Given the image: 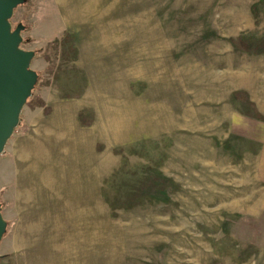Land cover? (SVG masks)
<instances>
[{
    "label": "rangeland",
    "instance_id": "obj_1",
    "mask_svg": "<svg viewBox=\"0 0 264 264\" xmlns=\"http://www.w3.org/2000/svg\"><path fill=\"white\" fill-rule=\"evenodd\" d=\"M9 23L37 78L0 264H264V0H18Z\"/></svg>",
    "mask_w": 264,
    "mask_h": 264
},
{
    "label": "water",
    "instance_id": "obj_2",
    "mask_svg": "<svg viewBox=\"0 0 264 264\" xmlns=\"http://www.w3.org/2000/svg\"><path fill=\"white\" fill-rule=\"evenodd\" d=\"M18 0H0V154L19 123L20 114L36 82L28 69L32 52L21 50L19 29L11 32L9 18ZM5 222L0 215V239Z\"/></svg>",
    "mask_w": 264,
    "mask_h": 264
},
{
    "label": "trees",
    "instance_id": "obj_3",
    "mask_svg": "<svg viewBox=\"0 0 264 264\" xmlns=\"http://www.w3.org/2000/svg\"><path fill=\"white\" fill-rule=\"evenodd\" d=\"M245 37H238L236 40H234L235 42V46L242 50V51H247V52H250V51H253L255 49V47H258V44L255 42L256 40L254 39H250V40H247V39H244ZM254 41V42H253ZM36 93L35 91L32 92V96H34ZM17 129V128H15Z\"/></svg>",
    "mask_w": 264,
    "mask_h": 264
}]
</instances>
